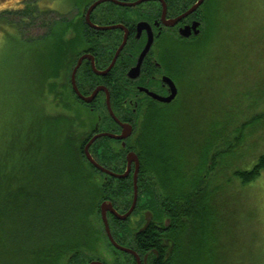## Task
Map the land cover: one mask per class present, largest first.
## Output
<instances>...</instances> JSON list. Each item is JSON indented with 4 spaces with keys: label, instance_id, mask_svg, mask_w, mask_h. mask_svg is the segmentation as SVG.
<instances>
[{
    "label": "flooded vegetation",
    "instance_id": "obj_1",
    "mask_svg": "<svg viewBox=\"0 0 264 264\" xmlns=\"http://www.w3.org/2000/svg\"><path fill=\"white\" fill-rule=\"evenodd\" d=\"M48 1L16 0L15 9H9H28L29 16L22 21L34 26L37 15L55 11ZM97 1L77 6L71 19L62 16L58 20L81 24L79 32L70 26L66 40L59 43L74 47L61 91L69 113L64 116L74 127L69 139L83 152L86 176L109 195L96 204L103 240L100 234L96 247L81 251L79 264H179L174 258L179 225L174 226L163 201L153 194L150 178L142 172L138 145L149 119L163 118L168 124L174 122L176 129L180 127L175 122L177 115L188 95L195 92V69L204 62L197 51L208 53L214 41H222L223 0H105L90 13L89 22L88 11ZM45 26V35L50 37V21ZM81 60L75 87L73 73ZM173 95L171 101L164 100ZM91 141L89 153L106 171L87 157ZM132 155L140 162L137 192V163L129 165ZM187 155L180 154L182 158ZM104 201H111L120 216L135 207L126 219L108 211L107 230L101 209ZM93 233L94 228L88 226L87 234Z\"/></svg>",
    "mask_w": 264,
    "mask_h": 264
},
{
    "label": "trees",
    "instance_id": "obj_2",
    "mask_svg": "<svg viewBox=\"0 0 264 264\" xmlns=\"http://www.w3.org/2000/svg\"><path fill=\"white\" fill-rule=\"evenodd\" d=\"M1 19L7 23L5 18ZM70 26L78 32L81 29L78 21L70 25L57 21L50 37L32 39L21 47L22 67L28 74L21 91V111L12 116L17 124L0 142V264H79V253L96 247L99 240L94 226L95 233L87 234L90 226L87 218L96 214L97 201L109 195L94 181L88 180L90 185L85 188L86 182L77 178L85 173L86 166L79 145L75 147L69 139L70 134H74L72 121L62 115L47 117L44 109L26 104L31 93L41 104L46 98L47 86L55 93V80L63 75L67 58L74 50V47L59 45L66 40ZM57 96L63 97L59 93ZM64 120L66 127L58 131L57 123ZM144 127L138 145L142 172L150 178L152 192L163 201L174 226L177 223L180 228L175 240L177 254L173 257L179 264H214L219 253L217 231L222 222L219 221L220 210L214 205V193L210 191L209 175L202 171L204 166L198 168L195 177L191 176L192 170L185 168L178 141V137H182L180 127L176 129L171 121L168 124L157 117L149 119ZM55 130L65 136V141H60L61 148L56 146L57 150L63 155L69 154L72 162L70 167L61 168L69 172V186L55 183L52 176L59 169L57 159H60L56 158L57 150L52 149ZM49 146L51 152L42 155V149L48 151ZM50 158L52 161L48 162ZM202 158L206 163V151ZM17 166L21 170L16 169ZM79 169L82 172H76ZM43 170L46 173L40 176ZM17 173L24 176L20 178L19 174L16 178ZM263 173L264 155L251 170L238 171L235 176L247 184ZM18 180L19 189L8 188Z\"/></svg>",
    "mask_w": 264,
    "mask_h": 264
},
{
    "label": "rangeland",
    "instance_id": "obj_3",
    "mask_svg": "<svg viewBox=\"0 0 264 264\" xmlns=\"http://www.w3.org/2000/svg\"><path fill=\"white\" fill-rule=\"evenodd\" d=\"M15 1L0 0V18L7 21L0 20V142L17 124L12 116L21 111V91L28 78L22 67L21 47L48 32L45 21H50L53 27L62 16L71 19L78 12L77 6L92 0H49V8L55 11L48 16L37 15L34 26L22 21L29 16L28 9L19 12L9 9H15ZM222 6V41H214L208 53L197 51L204 62L195 69V92L188 95L175 118L182 134L178 137L179 148L183 153H190L182 161L188 171L192 170L191 176L195 177L198 168L204 166L202 171L209 175L214 205L220 210L222 224L217 231L216 245L219 253L214 264H264V173L247 184L235 176L238 171L251 170L264 155V0H223ZM65 77L64 73L55 80V93L47 86L46 98L41 104L32 93L26 104L44 109L45 116L50 118L68 116L63 107L64 98L57 96L58 93L65 96L61 93ZM36 112L41 114L39 110ZM57 124L54 127L61 131L67 122ZM58 131L54 132V150L56 146L61 148L60 141H65V136ZM204 151L208 154L206 163L202 161ZM50 152L51 146L48 151L42 149V155ZM56 158H60L57 159L59 169L52 174L53 179L61 186H69V172L61 169L72 164L69 154L63 155L59 149ZM44 173L45 170L39 175ZM86 175V172L82 174L85 188L90 185ZM19 182L8 188L19 189ZM87 221L89 228L99 229L100 239L102 227L96 214Z\"/></svg>",
    "mask_w": 264,
    "mask_h": 264
},
{
    "label": "water",
    "instance_id": "obj_4",
    "mask_svg": "<svg viewBox=\"0 0 264 264\" xmlns=\"http://www.w3.org/2000/svg\"><path fill=\"white\" fill-rule=\"evenodd\" d=\"M102 1H105V0H99V1H97L96 3H94V4L90 7V9H89V11H88V15H87V18H88L89 22H91V21H90V13H91V12L93 11V9H94L99 3H101ZM81 62H82V60L79 62V64L77 65V67H76V69H75V71H74V73H73L74 84H75V75H76V71H77L78 67L80 66ZM75 87H76V84H75ZM76 90H77V92L79 93V95H82L78 89H76ZM173 98H174V95H173V96H170V97H168V98H165L164 100H165V101H171ZM90 100H91V98H90V99H89V98L87 99V101H90ZM91 143H92V141H91V142L87 145V147H86V154H87V157L89 158V160H91V162H92L93 164L97 165V166H98L99 168H101V169H104V168L101 167V165H99L95 160L92 159V157H91V155H90V153H89V147H90ZM131 161H136V163H137V164H136V173H135V184H136V192H137V179H138V172H139V169H140V162H139V158H138L137 155H132V157L130 158V161H129V165H131V163H132ZM104 170H105V169H104ZM105 171H106V170H105ZM118 176H119V175H118ZM124 176H125V175H120L119 177H124ZM134 207H135V205L132 206L131 210H130L126 215H124V216H120L119 213H117V212L115 211V209L113 208V204H112L111 201H104V202L101 204V209H102L103 220H104V222H105V224H106V226H107V230H109L108 220H107V216H106L108 211L111 210V211H113L115 214L119 215L120 218H122V219H126V218L132 213ZM98 263H99V262H94V263H91V264H98Z\"/></svg>",
    "mask_w": 264,
    "mask_h": 264
}]
</instances>
